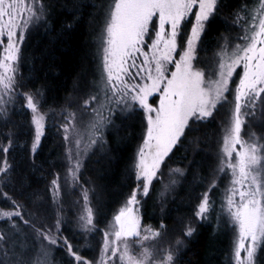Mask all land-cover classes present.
Instances as JSON below:
<instances>
[{
  "label": "snow or ice",
  "instance_id": "6c2138e0",
  "mask_svg": "<svg viewBox=\"0 0 264 264\" xmlns=\"http://www.w3.org/2000/svg\"><path fill=\"white\" fill-rule=\"evenodd\" d=\"M223 4L224 0H111L104 10L101 34L102 85H93L77 110H70V105L60 112L67 165L63 178L56 173L50 182L52 203L57 205L54 223L33 215L2 190L12 182L16 165L11 150L17 146V137L15 131L0 133V199L10 205L0 209V221L8 226L7 231H0V264H50L49 246L66 251V264H179L181 250L196 233L192 222L184 225L174 243L164 247L165 226L142 227L139 207L142 198L149 196L165 159L174 155L173 149L179 150L177 146L183 147L185 142L198 146L197 133L227 104L232 105L231 113L222 128L212 177L200 193L193 215L199 221L211 218L215 208L211 194L230 176L217 214L218 222L226 217L224 224L233 233L229 264H264V135L246 132L248 139L242 136L245 124L256 117L258 103L264 116V0H258L252 12L245 4L233 14L241 42L229 52L225 40L216 67L206 73L197 67V49ZM86 7L85 0H75L73 21L64 25L65 31L73 28L77 18L83 19L81 10ZM49 11L47 0H0V118L7 121L9 105L15 109L18 102L20 108L30 111L28 151L33 167L50 115L44 110L43 90L21 91L25 85L17 73L28 32L36 25L48 28ZM117 112L124 120L139 118L142 127L132 173L134 186L103 230L100 260H89L62 236L65 221L57 197L64 186L78 182L88 149L107 143L106 130L115 127ZM173 174L183 175L184 171L171 169L170 176ZM82 195L78 228L87 246V236L99 231V221L88 190L82 188ZM38 198V193L33 194V200ZM41 208L43 205L37 210ZM130 240L140 245L138 255L132 252ZM37 246L39 252L32 259L29 253Z\"/></svg>",
  "mask_w": 264,
  "mask_h": 264
},
{
  "label": "trees",
  "instance_id": "16d2710c",
  "mask_svg": "<svg viewBox=\"0 0 264 264\" xmlns=\"http://www.w3.org/2000/svg\"><path fill=\"white\" fill-rule=\"evenodd\" d=\"M47 3L50 5L49 26L44 28L37 25L28 33L22 48L24 59L17 75L23 77L21 83L25 85V91L43 90L44 109L54 113L65 109L63 106L71 100L69 98L75 99V103L82 100L83 95L100 80L98 41L104 22V10L111 0H85L87 7L81 10L83 19L77 18L70 31H65L64 25L73 21L72 6L75 0H47ZM245 4L249 12H252L258 7V0H224L219 15L202 36L203 43L198 46L202 56L216 50L222 38L231 37L229 39L232 40L234 32H241L240 28L233 24V14ZM241 15L245 13L242 12ZM11 109L7 121L0 119V133L15 131L17 146L11 150V156L15 159L16 167L12 182L2 190L25 204L33 215L41 214V219L46 217L47 222L52 217L55 220L54 208H57V205L52 203L49 187L53 176L56 173L62 175L66 169L65 143L60 139L58 128L52 123L48 124L35 155L33 167L28 151L31 147L28 131L30 112L19 106ZM113 120L115 127L109 126L106 130V154L94 157L82 171L83 178L80 180L94 193L91 196L96 220L99 221V231L95 233L101 232L108 224L134 186L133 156L142 133L141 123L139 118L124 120L118 115L113 116ZM261 120V129L264 131V116ZM197 136L203 139V143L208 139L214 140L215 144L212 146L215 148L218 122L210 119ZM2 139L0 136V140ZM3 142L7 143L6 140ZM206 145L201 144L200 151H193L194 149L185 142L183 147L177 146L179 150H173L174 155L170 154L171 158L167 159V163L173 168L184 169L181 185L171 201L168 199L165 206L160 204L159 186H153L149 196L142 200L144 224H163L165 236L170 240L178 238L184 225L192 222L199 195L212 177L213 158L204 153L203 148ZM222 187L223 183H220L211 194L215 201L211 218L193 224L196 233L186 241V246L181 250L179 264H229L231 228L224 224L225 217L219 222L217 220L223 200ZM21 193L24 195L21 196ZM35 193L39 194V198L33 200ZM64 203L58 202L63 208L65 221L62 225V236L68 237L76 244L86 258L93 259L97 249L96 237L87 238L89 243L85 246V238L75 234V218L69 210L72 203ZM39 205H43V208L37 213ZM7 230L8 226L0 221V231ZM68 259L62 247L51 246L50 264H66Z\"/></svg>",
  "mask_w": 264,
  "mask_h": 264
},
{
  "label": "rangeland",
  "instance_id": "374dc122",
  "mask_svg": "<svg viewBox=\"0 0 264 264\" xmlns=\"http://www.w3.org/2000/svg\"><path fill=\"white\" fill-rule=\"evenodd\" d=\"M28 3H31V0H28ZM103 28H104V22H103V27H102V30H101V34L103 32ZM234 33H235V36H234V38L232 40L229 39L231 37L222 38L221 39L222 41L220 42L218 48L216 50H214L213 52H211L209 55H205L204 56V54H203V56H202L200 51L197 49V54H198L197 67L201 68L206 73H210L212 71V69L216 67L217 61L219 60L218 53L220 52L222 46L225 44V40L228 41V44H229L228 51L229 52L234 47L235 43L241 42V41L238 40V37L242 33L241 32L240 33L234 32ZM101 34H100L99 41H98V55H99L98 62H99V69H100V74H99L100 75V78H99L100 80L97 82L96 85H102V81H101V75H102V49H101L102 39H101ZM17 76L19 78V75H17ZM21 91H25V90L21 89ZM69 99H71V100H69L67 105H65L63 107L66 109V108H69V106L71 105V109L70 110H73V111L77 110L79 108L80 104L83 102V99L82 100H78L76 103H75V99H73V98H69ZM18 104H19V102H18ZM18 104H17V106H18ZM11 108H13V106L9 105V109L12 111ZM231 108H232V105L227 104L224 107H219L218 108V112L214 113V120H216L218 122V137H217L215 148L212 146L213 144H215V141L214 140H210V139H208V141L205 142V143H203V139L202 140L200 139V143H199L198 146L196 144H192L190 142H186V143H188L189 147L194 149L193 151H200L201 150L200 145L201 144H204V145L207 144L206 146H204L203 151H204L205 154H207L211 158H213V168L215 167L216 154L219 151V146H220V143H221L222 137H223L222 128H223V125L227 124L228 121H229ZM45 111H48V110H45ZM60 112L61 111H57V112H54V113L52 112L51 113L49 111L50 119L48 120L46 128H47L48 124H51V123L54 126H56L59 129L58 130V134L60 136V139H62L63 143H65L64 140H63V137H62L63 129L60 128V122H61ZM104 115L107 116L108 113L105 112ZM116 115H118V117L120 116L121 118H123V116H121L118 112L116 113ZM261 117H262L261 116V110H260L259 103H258L256 117L255 118H250V122L245 124V128L242 131V136H244L245 139H248V135H245L246 132L248 134L255 133L257 137H260V136L264 135L263 134L264 131H262V129H261V125H262ZM0 119H3V118H0ZM30 119H31V114H30ZM191 139L192 138L189 137V141H191ZM261 142L264 143V141H261ZM83 143H84V145L87 144V136L84 137ZM140 143H141V135H140L139 144H138V146H137V148L135 150L134 156H133V168H134V164H135V161H136V153H137V150H138V147H139ZM104 150H105V145H103V146L97 145L94 148L88 149V151L86 152V154L84 155V157L82 159V165L83 166L81 167V169L79 171V180H78V182L69 184L67 186H64L62 193L57 197V203L58 202L59 203L60 202L61 203L66 202L68 204L72 203L71 204L72 208L69 209V210L71 212H73V216L75 218L74 219L75 220V234H77V236L80 235V238H86L84 235H82L80 233V229L78 228V220H79V216L82 213L83 204H84L83 195H82V188L88 190L89 200H90L91 205H92V207L94 209L93 199H92V196H91L92 194H94L93 191H91L89 189V187H87L86 183L84 184L83 182H80V180H82V178H83L82 171L85 168H87V165L90 163V161H92V159L94 157H98V156L102 155L103 153L106 154L104 152ZM167 159L168 158H166L164 164L161 165V170H160V173H158V178L154 179V181H153V186H159V188H160L159 201H160V204H164V206L167 204L166 201L168 199H170V201H171V199L174 197L175 191L181 185V179L183 177V175H179V174H173V175L170 176V170L171 169L181 168V167H175V168L171 167V164L169 162L167 163ZM64 161H65V163L67 165V161L65 159H64ZM181 169H183V168H181ZM183 171H184V169H183ZM65 172H66V169L64 170V172L61 175L62 178H63ZM85 179H86V181H90L88 178H85ZM173 179L175 180L174 184L171 183V180H173ZM229 180H230V176L228 178H226V179H223V181H222V183H223V187H222L223 200H222V202L224 201L225 187L228 185ZM165 186H167V187L165 188ZM50 196H51V200H52L51 192H50ZM93 198H94V195H93ZM142 200H144V198H142ZM3 202H5L6 204L3 203ZM34 205H36V204H34ZM9 207H10V205H9V203L6 200L0 199V209H8ZM35 209L36 208H34V211H36ZM55 209L56 208H54V210ZM37 213H39V211ZM139 213H140V216H141V225H142V227H151L153 229H159L161 224H159L157 226H151V225L144 224L143 216H142L143 215L142 206L139 207ZM36 215H38L40 218L42 217L41 214H36ZM112 218H113V216L111 217V219H110V221L108 222L107 225H109V223L112 221ZM225 219H226V217H225ZM54 221L55 220L52 217L50 219V221H48L47 223L51 224V223H54ZM198 221L199 220L197 218L193 217L192 225L194 223L198 222ZM106 226L101 230V232H98V233L93 232V233L88 234L87 238H89L90 236H95L96 237L97 249L95 250V253L93 255L94 256L93 259H89V258H87V259L96 260V261L100 260L101 249H102V245H103V230L106 229ZM231 235H233L232 231H231ZM174 241L175 240H170L168 237H166L165 236V232H164L163 241H162V243L164 244V247H167L169 242L174 243ZM231 242H232V238H231ZM45 243H47V242H45ZM148 243L149 242H145V244H148ZM129 244H130V248H131L132 252L134 254L138 255L140 253V251H141L140 245L136 244V243H133L132 240L129 241ZM49 247L51 248V246H49ZM38 252H39V247L34 249L32 252H30L29 253V257L34 259Z\"/></svg>",
  "mask_w": 264,
  "mask_h": 264
}]
</instances>
